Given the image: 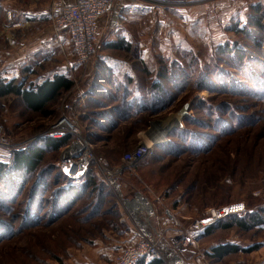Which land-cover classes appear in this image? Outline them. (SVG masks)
I'll return each mask as SVG.
<instances>
[{
  "label": "rangeland",
  "instance_id": "1",
  "mask_svg": "<svg viewBox=\"0 0 264 264\" xmlns=\"http://www.w3.org/2000/svg\"><path fill=\"white\" fill-rule=\"evenodd\" d=\"M56 1L0 0V76L26 88L57 76L74 82L46 113L15 94L0 99V160L11 167L15 149L43 145L38 138L61 117L77 130L65 137L66 145L46 151L37 172L18 182L21 174L14 177L8 167L0 180V264H115L138 237L121 199L136 192L153 207L150 224L166 243L181 232L172 228L186 229L212 209L243 204V216L264 207V0L131 1V50L100 39L81 67L67 34L54 26V12L26 22L32 10H53ZM9 10L18 13L20 25L9 22ZM156 83L161 88L154 93ZM188 101V114L179 119ZM169 120L180 124L164 127ZM156 133L154 140L164 141L122 172L121 197L105 186L87 188L92 175L103 182L97 162L121 165L126 153ZM74 142L84 144L78 156L89 151L94 170L76 183L59 168ZM224 243L258 248L208 256ZM180 257L184 264H261L264 227L219 224L210 234H194Z\"/></svg>",
  "mask_w": 264,
  "mask_h": 264
},
{
  "label": "built area",
  "instance_id": "2",
  "mask_svg": "<svg viewBox=\"0 0 264 264\" xmlns=\"http://www.w3.org/2000/svg\"><path fill=\"white\" fill-rule=\"evenodd\" d=\"M134 0H74L72 4H66L62 0H57L53 6L54 26L58 31L68 33L76 56V64L88 65L94 57L96 46L99 42V21L102 17L111 16L110 28L116 30L122 25L121 9L126 3ZM8 19L14 26L20 25L18 13L13 10L8 11ZM66 122V124H64ZM77 130L71 124L70 118L64 116L47 132L40 136L63 139L70 134H76ZM4 136L3 127L0 124V140ZM74 142L71 146L73 147ZM82 148H85L82 142ZM156 145L150 147L143 143L133 151L123 156L122 164L104 165L98 163L95 166L96 173L101 181L107 184L118 196H122L119 179L124 169H129L138 165L145 158L150 156ZM70 147V146H69ZM68 147V148H69ZM69 157L63 156L59 168L64 176L72 180H81L89 170L93 157L89 156V151L78 156L80 151ZM121 193V195H120ZM139 198L144 202H139ZM123 205L127 213L132 216L138 224L137 240L133 246L123 249L115 264H136L143 257H151L166 262L168 264H184L180 257V252L185 251L192 241L194 234L204 231L211 225L216 224L223 218L241 213L245 210L243 204H231L222 209H212L210 213L195 222L186 229L172 228L181 231L173 237L170 243L162 239V235L150 224L149 217L155 212L151 204L139 192L132 198H122ZM143 217V220H142ZM165 229L164 231H166ZM159 235V237H157Z\"/></svg>",
  "mask_w": 264,
  "mask_h": 264
},
{
  "label": "trees",
  "instance_id": "3",
  "mask_svg": "<svg viewBox=\"0 0 264 264\" xmlns=\"http://www.w3.org/2000/svg\"><path fill=\"white\" fill-rule=\"evenodd\" d=\"M256 25L260 24L259 19L255 21ZM260 26V25H259ZM109 48L116 49V50H131V43L126 41L125 39H119L116 42L110 43L108 45ZM229 47V46H227ZM227 47L223 46L221 48V52L224 54H230V52H226L225 50ZM241 56V55H240ZM239 56V57H240ZM133 81V79H131ZM74 85L73 80L69 79L66 76H57L53 80L45 81L42 84H36L30 88H26L25 83H17L16 79L0 80V99L6 97L10 94L18 95L24 104L31 110L36 112H47L46 107L48 104L54 102L57 96L64 90H70ZM154 93L157 89L160 90V86L157 83L154 85ZM44 139V143L41 146L32 145L29 147L18 148L13 151L12 154V162L11 167L8 162L0 160V180H4L7 177L8 173H6L7 168L9 167V173L16 177V174H21L20 182L25 175H31L37 172L46 156V151L48 149H59L60 147L64 146L68 142V137L63 139H56V138H49V137H40L38 139ZM137 166V165H136ZM61 171V170H60ZM94 173V170L90 168L85 176L81 179L83 180L87 175H91ZM9 174V175H10ZM64 176V174L61 172ZM68 178V177H67ZM10 179V176H9ZM70 179V178H68ZM73 182L75 180H72ZM80 181V180H78ZM75 181L74 183H76ZM87 188L92 189H102L105 186V191H110V187L105 184L104 182L98 183V179L96 176L92 175L89 180L85 181ZM72 185V184H71ZM75 188V187H74ZM66 192V191H65ZM68 192H74V190H70ZM112 193V192H111ZM241 214V213H240ZM240 214H233L227 216L217 222L214 225L209 226L206 228V232L208 234L213 232V228L217 225H221V227L225 229L232 228L234 226H238L241 230H252L255 228L264 227V207H260L257 211H250L248 215L238 216ZM229 220L227 223H223V220ZM258 247L254 246L251 248H242L241 246L234 244V243H224L219 244L213 247L212 252L208 254V256L223 259L228 254L239 253V252H251L256 250ZM136 264H165L162 260L151 258V257H143L141 258Z\"/></svg>",
  "mask_w": 264,
  "mask_h": 264
},
{
  "label": "crops",
  "instance_id": "4",
  "mask_svg": "<svg viewBox=\"0 0 264 264\" xmlns=\"http://www.w3.org/2000/svg\"><path fill=\"white\" fill-rule=\"evenodd\" d=\"M62 1L65 2L66 4H72L74 2V0H62ZM132 8L133 7L131 5V2L126 3V5L124 7H122V9H121V13H122V25H121L120 28H118L116 30H112L110 28L111 16L102 17L100 19V21H99V40L100 39H103V42L104 41L105 42H109V44L110 43H113V42H116L119 39H125L126 41H128V36L126 35V30H127V28H126V23H127L126 16H127L128 12H131V10H133ZM32 12H33L32 13V16H34V17L27 18L26 19V22L27 23H30V22L36 23V22H40V21H45L46 20L45 18H48L46 16L51 15V13L53 12V10L49 6L48 8H45V9H42V10H38V11L32 10ZM119 30H120V33H116ZM62 32H65V31H62ZM65 33L67 34V36L69 38V41L71 42L68 33L67 32H65ZM48 36H47V38H48ZM28 52H29V50H27V53ZM1 79H4L3 76H0V80ZM25 86H26V84H25ZM208 252L211 253L212 251H208ZM202 263L203 262H201V261L199 262V264H202ZM261 264H264V259L262 260Z\"/></svg>",
  "mask_w": 264,
  "mask_h": 264
},
{
  "label": "bare ground",
  "instance_id": "5",
  "mask_svg": "<svg viewBox=\"0 0 264 264\" xmlns=\"http://www.w3.org/2000/svg\"><path fill=\"white\" fill-rule=\"evenodd\" d=\"M64 124H66V122H64ZM179 125L180 123H179V121L178 120H169V122H167L166 124H164V127H168V126H170V125ZM157 136V133L153 136V138L151 139V140H149L148 141V145L150 146V147H153L154 145H156L157 143H162L163 141H162V138H160V139H156V140H154V138ZM82 148V144H80V143H76V144H74V146L72 147V146H70L68 149H66L65 151H64V156L65 157H69V156H72L73 154H75L78 150H80ZM75 181H78L77 179H75ZM139 202H144V200H142L141 198H139Z\"/></svg>",
  "mask_w": 264,
  "mask_h": 264
},
{
  "label": "water",
  "instance_id": "6",
  "mask_svg": "<svg viewBox=\"0 0 264 264\" xmlns=\"http://www.w3.org/2000/svg\"><path fill=\"white\" fill-rule=\"evenodd\" d=\"M190 101L186 102L185 105L182 107V109L179 112V119L183 118L184 116H186L188 114V110L190 107Z\"/></svg>",
  "mask_w": 264,
  "mask_h": 264
}]
</instances>
